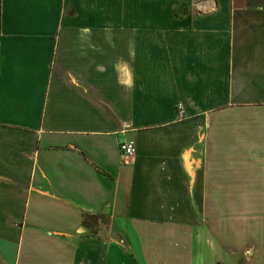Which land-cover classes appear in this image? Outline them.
Here are the masks:
<instances>
[{"label": "crops", "instance_id": "1", "mask_svg": "<svg viewBox=\"0 0 264 264\" xmlns=\"http://www.w3.org/2000/svg\"><path fill=\"white\" fill-rule=\"evenodd\" d=\"M0 264H264V0H0Z\"/></svg>", "mask_w": 264, "mask_h": 264}, {"label": "built area", "instance_id": "2", "mask_svg": "<svg viewBox=\"0 0 264 264\" xmlns=\"http://www.w3.org/2000/svg\"><path fill=\"white\" fill-rule=\"evenodd\" d=\"M195 6L197 7L198 10L200 11H210L212 9V5L208 3H203L201 2H195ZM135 143L132 140H124L120 142L119 144V152L120 156L124 159H130L135 155Z\"/></svg>", "mask_w": 264, "mask_h": 264}, {"label": "rangeland", "instance_id": "3", "mask_svg": "<svg viewBox=\"0 0 264 264\" xmlns=\"http://www.w3.org/2000/svg\"><path fill=\"white\" fill-rule=\"evenodd\" d=\"M100 220H101V221H100V224H99V226H100V225H104V226H100L101 230H103V231H104V230H105V228H106V226H105V225H106V222H107V221H106L104 218H103V219H100Z\"/></svg>", "mask_w": 264, "mask_h": 264}]
</instances>
